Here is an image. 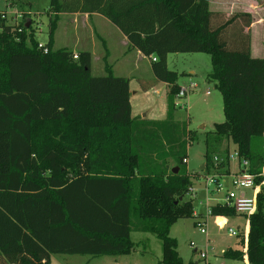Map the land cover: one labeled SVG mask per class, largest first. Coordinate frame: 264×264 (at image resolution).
<instances>
[{
	"label": "trees",
	"instance_id": "16d2710c",
	"mask_svg": "<svg viewBox=\"0 0 264 264\" xmlns=\"http://www.w3.org/2000/svg\"><path fill=\"white\" fill-rule=\"evenodd\" d=\"M210 0H50L53 14H99L151 61L152 80L168 86L163 121L132 117L129 80L91 75V55L73 59L47 53L25 32L0 27V256L48 264L51 254L124 256L135 248L130 233L161 242L158 264H184L170 228L192 217L186 150L191 132L174 120L181 91L167 55L210 56L208 78L222 97L224 121L206 135V163L225 141L248 161L259 184L264 168V58L252 57L251 16L220 22ZM242 23L241 27H233ZM22 29V28H21ZM172 163L171 167L168 166ZM177 168L176 174L172 169ZM257 210L247 217V236L221 257L264 264V186ZM211 216L234 217L225 205ZM44 261V263H42ZM186 264H199L188 262Z\"/></svg>",
	"mask_w": 264,
	"mask_h": 264
},
{
	"label": "rangeland",
	"instance_id": "374dc122",
	"mask_svg": "<svg viewBox=\"0 0 264 264\" xmlns=\"http://www.w3.org/2000/svg\"><path fill=\"white\" fill-rule=\"evenodd\" d=\"M49 7L50 0H0V11H6L9 16L14 15L16 17L19 27L22 28H20V32L26 23L29 24V28L25 32L27 46L31 45L29 42L31 36L37 41V45L38 43L47 45L48 30L53 19L57 20L52 36L53 50L67 49L71 51L72 55H78L80 51L74 47L77 37L86 48L90 46V41L93 38L91 34L94 33L95 36V29L91 31V18L85 21L87 18L84 15H75L77 13L53 14L49 11ZM210 10L220 15V22L235 14H249L251 25L244 31L249 32L250 36L254 38L252 56L264 58V0H211ZM241 25L242 23L239 22L233 27L238 26L239 28ZM90 48L93 51L90 66L91 75L94 77L104 76L102 57L99 56L97 48L95 49L93 46ZM167 61L168 69L178 75L177 85L187 89V92H184V97L175 99L174 117L176 121L185 123L187 131L191 132V139L188 141L186 150L185 168L190 175L189 187L194 189L192 193L187 191L182 197V201H191L193 205L192 217L178 220L172 226L169 236L176 240L177 252L184 264L188 262L236 264L222 258L221 254L228 248L236 249L238 247L237 238L241 239L245 236L243 231L246 224L245 218L243 216L219 217L209 215L206 223L207 235H204L200 233L196 218L193 216L194 213L205 211L207 203L212 202V206L216 200L221 203L224 190L229 187L230 177L228 176L237 171L235 159L231 161L229 159V156H233V152L236 151V146L231 141H225L222 149L216 155L217 160L214 161V156H212V165L205 167L206 135L212 132L214 124L224 121L221 94L216 89L215 82L208 78L211 72L210 56L203 53H173ZM114 74L124 76V73H120L118 70ZM135 75L143 77L138 80L148 81L147 79H152V77L148 78L151 76L149 68L145 69V73H135ZM143 105L146 106V102ZM148 108H150V104ZM144 120H146L145 117ZM226 154L227 159L225 158ZM202 165L203 168L200 169ZM168 166L171 167L172 165L168 164ZM210 174L222 176L220 180L223 186L222 191L209 193L204 189V182L201 178L204 179L206 175ZM259 185L258 190L261 194L264 178ZM244 192L248 197H252L255 193L254 190L250 189L244 190ZM197 215L200 216V213ZM237 228L241 230L238 237L228 234L229 229L236 231ZM140 235V233L134 234L133 241L138 243L141 239L139 238ZM143 244V242L137 244V253L129 258L130 262L125 261L126 264H158L160 262L162 252L160 240L153 235L146 245V251ZM141 250L145 253L139 254ZM195 250L206 252L207 260H202ZM67 259L69 260L65 264H109L112 261L109 260V257L101 256H75Z\"/></svg>",
	"mask_w": 264,
	"mask_h": 264
},
{
	"label": "crops",
	"instance_id": "0c3cea01",
	"mask_svg": "<svg viewBox=\"0 0 264 264\" xmlns=\"http://www.w3.org/2000/svg\"><path fill=\"white\" fill-rule=\"evenodd\" d=\"M211 4V0L210 3ZM75 14V13H74ZM75 15H84L85 21H88L89 18H91L92 26L91 31L95 29V36L94 33L91 34L93 38L90 41V46L85 47L81 44L79 38L77 37L74 42V47L78 48V51H86L89 52L91 55V61H92V49L90 48L93 46L95 49L97 48L99 51V56L102 57V61L104 63L103 70L105 67V64H107L111 70L114 76H116L114 73L118 70L120 73H124V76H117V77H124L129 80V92H130V105H131V115L132 117H140V119L144 120V117L146 121H163L166 119V113H167V91L168 86L166 83L163 82H156L154 83L152 79L146 80H138L139 78L135 75V73H145V69L149 68V71L151 73V76H148V78L152 77L151 72V61L154 56L146 57L142 55L138 50L133 49L127 38L121 33V31L116 28L109 20H107L105 17L93 13V14H82L77 13ZM253 26V24H252ZM251 26V28H252ZM250 28V29H251ZM253 41L254 38L251 37V55L254 53L253 51ZM111 53V54H110ZM191 54V53H190ZM172 54L167 55L168 57ZM253 57V56H252ZM258 57V56H257ZM259 58V57H258ZM168 62V61H167ZM168 67V64H167ZM117 68V69H116ZM105 72V70H104ZM139 99H138V98ZM146 102V106L143 105V103ZM150 104V108H148ZM135 106V111H134ZM142 114V116H141ZM175 120V117H174ZM176 121V120H175ZM172 163H169L171 165ZM203 168V165L201 166ZM201 169V168H200ZM198 192V191H197ZM215 201V200H214ZM217 201H215L216 203ZM212 205V202L206 204V208L208 205ZM195 212V211H194ZM203 212H197L200 213L201 218H205V213ZM202 214V215H201ZM195 216V214H194ZM236 216H243L240 214H236ZM246 220V224L244 227L245 236H247L248 232V219L246 216H243ZM174 225V224H173ZM172 225V226H173ZM171 226V228H172ZM171 228L169 231V235L171 233ZM237 237L239 236L241 230L237 228ZM136 233H140L141 238L138 243L143 242L144 249L146 251V245L150 242V239L152 238V234L149 233H143V232H135L132 231L130 233V239L135 244L134 250L129 255L124 256H101V257H109V260H112L110 263H119V264H126L125 261L128 260L130 262L131 256L135 253H137V244L133 241V235ZM240 239L237 238V244ZM145 251H139L140 253H145ZM225 251V250H224ZM222 251V253L224 252ZM222 255V254H221ZM79 255H65V254H51L49 257L48 264H65L67 258H72ZM89 256V255H86ZM144 256V255H143ZM162 256V252H161ZM92 257H99V256H92ZM16 261H10L8 258H6L4 255L1 254L0 256V264H33L30 261H21L20 258H16ZM76 260V259H75ZM228 260V259H227ZM236 264H248V261L244 257L241 261L236 260H229ZM36 264V262H34ZM44 263V261H42ZM159 263V262H158ZM199 263V262H198ZM84 264V263H82ZM108 264V263H106ZM200 264V263H199ZM209 264V263H207Z\"/></svg>",
	"mask_w": 264,
	"mask_h": 264
},
{
	"label": "built area",
	"instance_id": "2783aa9c",
	"mask_svg": "<svg viewBox=\"0 0 264 264\" xmlns=\"http://www.w3.org/2000/svg\"><path fill=\"white\" fill-rule=\"evenodd\" d=\"M11 21V23H9ZM4 23L5 25H12L19 28L18 21L16 17L9 16L6 11H0V27L1 24ZM27 25V23H26ZM29 25V24H28ZM20 28L18 31L20 32ZM38 48L42 49L44 53H47L48 49L46 48V45H43L42 43H38ZM73 59H77V54L73 55ZM155 58H152V61H155ZM184 92H187L186 88H181L180 93L178 94V97H184ZM226 159L228 158L226 154ZM230 161L235 159V162L237 164V171H235L233 174L229 175L230 177V183L229 187H227L224 190L223 197L221 199V203L217 202L214 205H225L229 208H232L236 214H240L243 216H250L251 214L255 213L257 210V194H259V184H256L255 179L257 175L252 174L249 172V163L248 161L242 159L239 157L238 152H233V156H229ZM216 155H214V161H216ZM186 161V160H185ZM222 176H219L217 174H210L206 175L205 178H201L204 182V189L207 192L213 193L220 192L223 190L222 183H220ZM261 177L264 178V168L263 173L261 174ZM254 190L255 193L252 197H248L245 195L244 190ZM189 193H192L194 189L192 187H189L188 189ZM211 206H207L206 212H205V218L199 217L197 213H194L193 216L196 218V223L199 227V231L201 234L207 235V229H206V223H207V217L210 215V208ZM228 234L231 236H237V231L233 229H229ZM197 254H199V257L203 260H207V254L206 252H203L202 250H195ZM111 264H119V263H111Z\"/></svg>",
	"mask_w": 264,
	"mask_h": 264
},
{
	"label": "water",
	"instance_id": "95a60500",
	"mask_svg": "<svg viewBox=\"0 0 264 264\" xmlns=\"http://www.w3.org/2000/svg\"><path fill=\"white\" fill-rule=\"evenodd\" d=\"M26 26H29V25L27 24ZM201 169H202V167H201ZM177 171H178V169H177V168H174V169H172V173H174V174H176V173H177ZM180 199H182V198H180Z\"/></svg>",
	"mask_w": 264,
	"mask_h": 264
}]
</instances>
